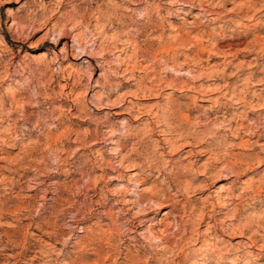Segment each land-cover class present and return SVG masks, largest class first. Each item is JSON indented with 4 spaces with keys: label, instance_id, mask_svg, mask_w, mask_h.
Instances as JSON below:
<instances>
[{
    "label": "rangeland",
    "instance_id": "1",
    "mask_svg": "<svg viewBox=\"0 0 264 264\" xmlns=\"http://www.w3.org/2000/svg\"><path fill=\"white\" fill-rule=\"evenodd\" d=\"M0 40V264H264V0H0Z\"/></svg>",
    "mask_w": 264,
    "mask_h": 264
},
{
    "label": "bare ground",
    "instance_id": "2",
    "mask_svg": "<svg viewBox=\"0 0 264 264\" xmlns=\"http://www.w3.org/2000/svg\"><path fill=\"white\" fill-rule=\"evenodd\" d=\"M213 13V12H212ZM211 14V13H210ZM208 15V14H207ZM213 17V16H212ZM213 19V18H212ZM186 37H182L181 39H179V40H177V43H178V47H180V45L182 44V43H184V42H186ZM1 41V40H0ZM1 43H4V42H1ZM5 44V43H4ZM7 45V44H6ZM170 48V47H169ZM172 48V47H171ZM173 49V48H172ZM168 50V49H167ZM170 50V49H169ZM115 134V133H114ZM87 139V138H86ZM100 140V139H99ZM178 143V142H177ZM177 143H172V144H170V146L171 147H176L178 144ZM120 176V178H121V175H119ZM135 176V175H134ZM135 178V177H134ZM262 188V187H261ZM260 188V189H261ZM146 199H147V197L146 196H142L141 197V201H146ZM130 203H132V205H136V202L135 203H133L132 201L130 202ZM116 204V203H115ZM251 237V236H250ZM253 244V243H252ZM255 244V243H254ZM253 244V245H254Z\"/></svg>",
    "mask_w": 264,
    "mask_h": 264
}]
</instances>
